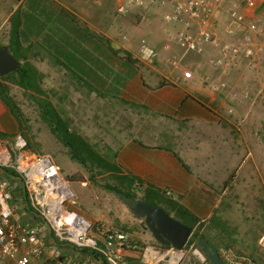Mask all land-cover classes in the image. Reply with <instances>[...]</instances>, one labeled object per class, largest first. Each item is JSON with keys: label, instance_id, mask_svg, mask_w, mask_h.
<instances>
[{"label": "rangeland", "instance_id": "1", "mask_svg": "<svg viewBox=\"0 0 264 264\" xmlns=\"http://www.w3.org/2000/svg\"><path fill=\"white\" fill-rule=\"evenodd\" d=\"M123 1H114L118 3L114 8L116 22L113 24L105 21L110 18L99 15L103 22L101 28L111 25L114 27V42L119 43L117 45H113L102 34L92 33L86 22H77L70 11L64 10L65 3L63 6L60 2L61 7L56 0L47 2L48 9L57 14V21L62 23L59 25L60 29L64 28L69 36L77 38L80 44L77 53L83 59L84 73L62 64L63 60L43 33L39 34V40L34 38L29 44L26 58L20 61L21 65L29 63L36 69L39 86L69 130L82 136L95 150L109 157L111 162L116 163L115 149L125 140L136 136L140 142L145 143L150 130H154L157 135L160 132L163 134V143L170 135L178 137L181 151L189 160L201 154L200 162L206 159L225 166V180L220 175L222 171L218 173V170L216 177L210 173L215 177L214 183H219L211 185V188L223 197L214 214L201 221L194 233L207 238L222 253L231 252L236 257L249 259L253 264H264V248L261 243L264 239V26L252 35L255 51L252 70L247 69L242 55L234 62L223 59L222 64L216 65L215 61L223 58L220 47L207 45L201 54H185V49L173 38L177 32L174 27L167 29V35H164L166 25L162 20V11L154 13L160 25L155 26L158 35L153 40L138 30L142 24L139 14H131V18L125 17L128 14L117 15L116 10ZM13 9L14 7L7 6L0 10L9 16ZM138 9L141 8L135 10ZM157 9L160 10V7ZM215 14L211 18L215 19V25H219L215 28H220L221 35L229 17L224 11H218L220 18H215ZM258 15L262 17L264 24V9L259 10ZM124 18L128 19L123 22ZM58 29H50V34H58ZM220 37L221 43H224L226 39ZM241 39L242 35L238 34L232 42L239 43ZM143 40L160 52L159 62L150 65L141 59L139 47ZM8 43L9 34L2 39L1 45ZM126 43L130 44L129 48L120 46ZM207 49L210 53H207ZM200 63L204 66L206 64L208 71L201 81L220 87L219 91L210 90L219 95L222 106L219 113L226 117H220L217 130L205 133L202 128L196 127L199 125L196 121L192 124L191 121L168 120L150 115L143 106L132 101L130 89L136 83L144 82L146 73L154 66L164 67L172 72L171 76L181 78L185 71L196 68ZM166 82L167 80H162L160 85ZM6 86L7 102L18 114V119L14 117L18 123V133L25 137L32 153L51 155L61 175L73 189L74 203L68 204V208L91 222L123 230L136 240L141 233L152 235L144 220L137 219L117 198L115 192L107 187L130 191L139 200L143 199L144 194L133 192L127 185H120L113 175L103 173L102 170L85 169L71 157L72 154L55 138L49 125L44 123L37 101L13 81H9ZM158 123L163 125V129L151 128L150 125ZM156 142L159 143V139ZM13 204H19L18 200L16 204L13 201ZM19 206L18 213L21 214V205ZM162 206L167 208L163 204ZM93 218L98 220L94 221ZM32 219V223L40 224L36 216H32ZM152 243V246L160 245L157 241ZM197 249L206 259L202 249ZM59 250L61 255L67 254L68 258H74L77 262L89 259L85 252L71 247ZM185 252L186 264L201 263L190 245L185 248ZM99 261L101 262H94ZM134 264L140 263L137 261Z\"/></svg>", "mask_w": 264, "mask_h": 264}, {"label": "built area", "instance_id": "2", "mask_svg": "<svg viewBox=\"0 0 264 264\" xmlns=\"http://www.w3.org/2000/svg\"><path fill=\"white\" fill-rule=\"evenodd\" d=\"M6 1L0 0V9ZM148 3L170 7L164 22L179 26L173 38L186 53L201 54L205 46L212 45L220 47L223 56L215 61L216 65L222 64L223 59L234 62L242 55L247 69H253L255 51L252 35L264 26L262 17L258 15L264 7V0H124L117 13L125 16L136 8H145ZM226 4L229 18L225 36L232 39L238 32H244L243 41L239 43L231 40L219 43L214 34L206 29L214 11ZM9 32L10 17L0 10V44ZM139 54L150 65L158 59L156 50L145 40L140 44ZM182 78L186 81L193 79V71H185ZM205 85L213 92L220 89L211 82H205ZM4 170L14 173L15 177H7ZM146 190V186L139 181L135 183L136 193L143 194ZM20 191L25 193L23 198L40 221L39 225L24 223L18 213L20 204H12L14 195ZM163 194L168 199L173 197L171 190H164ZM74 199L73 189L61 175L51 155L32 153L29 143L20 133L12 140L0 139V264H94L97 259L93 255L99 256L106 264H129V253H137L136 261L140 264H186L185 249L178 251L166 246H144L123 230L91 222L70 210L68 204H73ZM46 229L55 241L86 252L89 259L80 263L71 258L62 259L58 248L52 249L47 256ZM261 243L264 248V239ZM188 245L201 259L200 264H208L197 249L196 242ZM221 257L226 264H253L249 259L236 257L231 252H221Z\"/></svg>", "mask_w": 264, "mask_h": 264}, {"label": "crops", "instance_id": "3", "mask_svg": "<svg viewBox=\"0 0 264 264\" xmlns=\"http://www.w3.org/2000/svg\"><path fill=\"white\" fill-rule=\"evenodd\" d=\"M12 1L13 0H9L3 5V7H14L13 11L9 15L10 19L16 11H24L35 8L34 5H31L32 0H21L20 2L18 0H14V2ZM46 1L47 0H38V3L41 2L40 11L46 14L48 21H51V28L55 26L60 29L59 25L62 23L58 22L59 20L57 19V14L48 9L47 2L49 0L47 2ZM56 1L59 2L61 7H63L65 3V7H63L64 10L70 11V13L76 18L77 22H81L82 24L83 22H86V25H88L87 27L92 31V33L104 35L105 38L111 41L113 45L119 44L114 42V27L111 25L106 26L105 29L101 28L100 25L103 24V22L99 18V15L102 14L103 16L110 18L105 21L112 24L116 22L114 17V8L116 6L115 4L118 2H114L115 0ZM60 2L63 3V6ZM227 6L228 5L226 4L223 5L222 8L217 9L215 11V13H217H214L216 16L215 18L221 17V14H218V11H224L227 15ZM157 7H160V10H158ZM263 9L264 8H261L260 10L263 11ZM156 11L164 12L162 16V20H164V17L170 12V7L152 6L148 3L145 8L133 10L125 17L131 18V14H139L142 17V24L138 30H140L142 34H145L155 40V37L158 35V33H156L158 31L155 26L160 25L159 21L155 19L154 16V13H157ZM111 14L113 16H111ZM128 18H124L123 22H125ZM214 20V18H211L208 21L206 29L214 34L216 41L221 42L222 40L220 36H223L224 40H231L232 42L233 38L230 39L225 36V29L222 28V34H219L220 28H215L219 25H215ZM22 24L24 28V21ZM165 25L166 27L164 31L166 32L164 35H167V29H172L173 27L176 30L179 29V26L177 25L172 26L166 23ZM226 27L227 25L225 28ZM25 30L26 29H24V31ZM238 34L242 35L241 40L243 41L245 33L238 32L235 37H237ZM128 44L129 43L124 45L120 44V46L126 49V46L129 48L128 46L130 44ZM156 52L158 54L157 62H159L161 57L160 52ZM184 53L187 54L186 52ZM207 53H210V50L207 49ZM203 60H205V57ZM206 69V64L205 66L203 63L198 64L196 68L193 67L192 69L193 79L186 81L182 77L178 78L177 75L174 77L171 76L172 72H169L164 67L158 66V68H156V66H154L151 71L146 73L144 82H138L135 87H132L134 89H130L132 91V101L139 104L141 107L143 106L146 110H148L150 115H155L168 120L191 121L192 124L196 121L199 123L198 126L195 125L197 128H202L205 133H211L217 130V122L220 117H226L224 114L219 113L220 108L222 107L219 101V95L210 91L211 89L205 85V82L201 81V78H204L203 75L205 73L208 74ZM162 80H167L166 84L160 85ZM138 121H140V119ZM150 126L151 128L154 127V129H163V125L161 123L152 124ZM18 128L16 119L0 96V139L12 140L17 135ZM82 128L83 126L81 127L83 132ZM150 131L151 133L147 136L145 143L140 142V140H138L135 136L131 139L125 140L117 149H115L116 164L121 169L123 175L135 178L140 183L145 185L148 190L153 189L162 193L164 190H171L173 192V197L170 199L172 202L185 208L193 217L200 221L209 219L214 214V210L217 209L218 203L223 197L213 190L211 185L219 184L214 183L218 170V173L221 171L223 172L220 174L222 175L223 180L226 179V167L220 165V163L210 162L206 159H203V162H200L202 161V157L200 156L201 154H198L197 157L195 156L189 160L188 156L181 151V146H179L177 142L178 137L170 135V137H167L166 142L163 143L164 137L161 132L157 135L154 133V130ZM158 139L159 143L156 142ZM210 173H213L215 177H212V174ZM24 194L25 193L20 191V193L18 192L17 195H14L15 197L13 201L15 204L17 203V199L18 203L21 205L22 213L19 215L26 224L39 225L32 223V216L36 215L27 205V201L23 198ZM170 213L174 217V213L172 211ZM93 220L97 221L98 219L93 218ZM45 232L47 256H49L51 252L50 250L52 249H65L66 246L64 244L60 247L56 244L57 242L47 229ZM138 240H140L138 241L140 244L145 246H152V241L155 242L154 237L147 233L139 234ZM85 254L86 256H89L86 252ZM128 256L129 258L127 261L129 264L137 262V253H129ZM61 257L63 259L68 258L69 256L66 254L61 255ZM71 259L75 263L85 261L81 260L80 262H77L74 258ZM94 264L102 263L99 261Z\"/></svg>", "mask_w": 264, "mask_h": 264}, {"label": "trees", "instance_id": "4", "mask_svg": "<svg viewBox=\"0 0 264 264\" xmlns=\"http://www.w3.org/2000/svg\"><path fill=\"white\" fill-rule=\"evenodd\" d=\"M31 5H34L35 8L24 11H16V13H14L10 19L9 43L7 45L10 53L18 61L24 60L26 58V52L28 50L29 44H31L34 38L39 40V34L43 33L44 36L48 38L47 41L51 42L50 46L55 49L56 53H58V55L61 57V60H63L62 64L82 70L84 62L77 53V48L80 47L77 38H74V36H69L68 32H65L64 28L58 29V34H50V29L52 31L55 29V27H50L51 21H48L46 14L40 11V3H38V0H32ZM23 21L25 23L24 28L22 24ZM24 29L26 30L24 31ZM99 64H103V62L100 61ZM82 72L84 73L83 70ZM37 75L36 69L31 67L29 63H24L14 73L5 77H0V96L5 104L9 107L12 115H14L16 118L18 116L16 110L8 104L5 97V94L7 93L6 85L9 81H13L21 90H23V92L30 94V97L37 101L42 120L44 123L49 125L55 138L73 155V158L79 164H81L88 171H92V169H98L102 170L101 172L103 173H109L118 180L120 185H127V188L131 187L133 192H135V183L138 180L133 177L124 176L118 165L114 162H111L109 157L104 156L95 150V148L82 136L69 130L65 121H63L59 113L54 109L46 93L39 86V79L37 78ZM109 153L112 154L111 151H109ZM4 175L11 178L15 177L14 173L6 170H4ZM107 188L112 192L123 194L126 197L138 199L136 195L130 193V191L124 192L112 187ZM143 194V201L156 207L163 208L162 204L165 205L167 208L163 209H165L170 215V212L172 211L174 213V217L185 225L195 227L200 221L193 217L185 208L181 207L177 203L172 202L170 199H165L163 197V193L160 191L147 189ZM200 239H204L210 244V242H208L204 236L198 235V233L194 234L189 244L195 241L198 242ZM56 242L59 247L62 246V243H59L58 241ZM93 256L97 260H100L99 256ZM102 262L103 264H106L104 261Z\"/></svg>", "mask_w": 264, "mask_h": 264}, {"label": "water", "instance_id": "5", "mask_svg": "<svg viewBox=\"0 0 264 264\" xmlns=\"http://www.w3.org/2000/svg\"><path fill=\"white\" fill-rule=\"evenodd\" d=\"M20 66V61L10 53L8 46L0 45V77L14 73ZM115 195L137 219L144 220L146 227L160 245L172 247L178 251L187 246L194 233L192 227L183 224L162 207H156L117 192ZM198 245L202 248L206 256L205 260L209 264H226L219 252L204 239H200Z\"/></svg>", "mask_w": 264, "mask_h": 264}, {"label": "clouds", "instance_id": "6", "mask_svg": "<svg viewBox=\"0 0 264 264\" xmlns=\"http://www.w3.org/2000/svg\"><path fill=\"white\" fill-rule=\"evenodd\" d=\"M117 15H118V13H117ZM0 45H1V44H0ZM195 54H196V53H195ZM163 196H164V194H163ZM164 197H165V196H164ZM166 199H168V198H166ZM202 221H203V220H202ZM200 224H201V221H199V223H198L195 227H192V228L194 229V231H195V228H197ZM155 241H156V240H155ZM189 242H190V240H189ZM157 243H158V242H157ZM197 245H198V244H197ZM161 246H162V245H161ZM187 246H188V244H187ZM187 246H186V247H187ZM186 247H185V248H186ZM185 248H184V249H185ZM200 248H201V247H200ZM201 249H202V248H201ZM216 250H217V249H216ZM202 251H203V250H202ZM217 251H218V250H217ZM219 252H220V251H219ZM220 253H221V252H220ZM220 253H219V254H220ZM220 256H221V255H220ZM221 258H222V257H221ZM204 259H205V258H204ZM205 261H206V260H205ZM223 261H224V260H223ZM206 263H207V261H206Z\"/></svg>", "mask_w": 264, "mask_h": 264}, {"label": "flooded vegetation", "instance_id": "7", "mask_svg": "<svg viewBox=\"0 0 264 264\" xmlns=\"http://www.w3.org/2000/svg\"><path fill=\"white\" fill-rule=\"evenodd\" d=\"M195 232V231H194ZM194 234L195 233H193V235L191 236V238H190V241L192 240V237L194 236ZM207 239V238H206ZM208 240V239H207ZM196 242V241H195ZM208 242H209V240H208ZM197 244H198V242H196ZM211 244V243H210ZM211 246H212V244H211ZM197 247H200L199 245H197ZM214 247V246H213ZM215 248V247H214ZM216 249V248H215ZM219 252V251H218ZM220 253V252H219ZM220 255H221V253H220ZM209 264V263H208Z\"/></svg>", "mask_w": 264, "mask_h": 264}]
</instances>
